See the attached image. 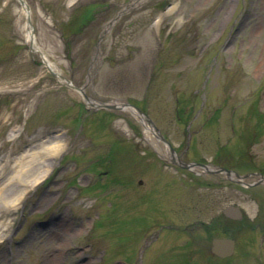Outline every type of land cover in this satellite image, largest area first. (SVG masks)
Listing matches in <instances>:
<instances>
[{
	"label": "rangeland",
	"instance_id": "obj_1",
	"mask_svg": "<svg viewBox=\"0 0 264 264\" xmlns=\"http://www.w3.org/2000/svg\"><path fill=\"white\" fill-rule=\"evenodd\" d=\"M25 1L43 53L88 98L138 107L181 160L216 156L264 174V0ZM20 12L0 0V183L16 161L32 163V178L50 162L48 147L61 149L43 181L11 182L0 198V264H184L153 240L160 218L241 239L230 260L191 264H264V185L256 206L253 190L234 182L181 176L128 112L83 105L47 71L23 40ZM24 187L14 207L6 203ZM147 193L157 196L153 210ZM230 203L245 225L219 224ZM46 216L56 225L29 230Z\"/></svg>",
	"mask_w": 264,
	"mask_h": 264
},
{
	"label": "bare ground",
	"instance_id": "obj_2",
	"mask_svg": "<svg viewBox=\"0 0 264 264\" xmlns=\"http://www.w3.org/2000/svg\"><path fill=\"white\" fill-rule=\"evenodd\" d=\"M23 4H21V12L20 13L24 17V22L21 25V33H22L24 42L29 44L34 49V52H36V51L40 52L39 53V54H41L40 58L43 61L44 65L46 66L47 70L53 72L54 75L56 76L57 80H59L60 82L63 83L64 81L62 79V74H61L60 69L53 62H51L48 59V57L43 53L42 49L38 45L32 24H31V22H28L29 11L27 9V5L25 4V1ZM106 29H109V26ZM84 100L87 104H90V105H98L99 104V103L94 102L93 100H90L89 98L84 99ZM111 104H115V105L119 106L122 111L128 112L137 122H139L143 126L146 140L149 141L152 145L158 146L160 148L159 143H158L159 133H158V131L154 130L150 126L149 121L147 118H145V116L140 114L134 108L129 107V105L124 103V102L116 101V102H113ZM60 149H61V147L59 145L54 144V145L49 146L47 151H46V157H50V156L57 154L60 151ZM161 151L165 157L176 158V156L174 155V152L170 151L168 149V147H161ZM33 156L34 155H32V153H31L30 158L31 159L34 158L32 160V162L38 161L37 158H35ZM22 158H23V156L21 158H19L18 160H21ZM45 160H46V158H45ZM44 161L43 162L39 161V164H40L39 168L40 169L37 172H33L34 176L32 178H30V172H31L30 168H31L32 163H25L23 165H19L20 162L16 161L15 168L13 169L12 173L5 176L4 179L0 183V198H2L4 193H7V191H8L7 187L9 184H12L11 182H14L16 184H23L25 186L28 185V187L33 186L38 182H41L47 176V174L50 172V168L52 166V163L48 162L46 164ZM215 169H217V168L212 167V166H209L206 168L202 167V169H200L198 173H202L203 172L202 170L209 171V170H215ZM2 173L3 172H0V175H2ZM229 176H230L229 177L230 179H233V180L237 179L233 174H230ZM26 189L27 188L24 187L23 189H21L19 192H16L15 194H13L11 192L9 194L10 197L6 196V203L10 204L11 207H14L20 201L21 196H23L25 194ZM11 195H13V196H11ZM56 261H54L53 264H55Z\"/></svg>",
	"mask_w": 264,
	"mask_h": 264
},
{
	"label": "water",
	"instance_id": "obj_3",
	"mask_svg": "<svg viewBox=\"0 0 264 264\" xmlns=\"http://www.w3.org/2000/svg\"><path fill=\"white\" fill-rule=\"evenodd\" d=\"M226 243L227 244H229L230 245V247H232V241H226ZM214 245H218L219 246V242L218 241H214ZM230 250V249H229ZM216 253H218V254H221V255H225V254H228V253H230L229 251H227V253H220L219 251H217Z\"/></svg>",
	"mask_w": 264,
	"mask_h": 264
}]
</instances>
